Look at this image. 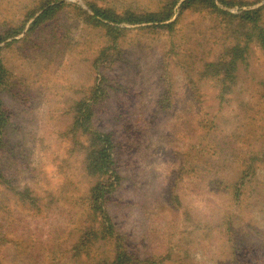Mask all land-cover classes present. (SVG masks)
Masks as SVG:
<instances>
[{
	"label": "rangeland",
	"instance_id": "1",
	"mask_svg": "<svg viewBox=\"0 0 264 264\" xmlns=\"http://www.w3.org/2000/svg\"><path fill=\"white\" fill-rule=\"evenodd\" d=\"M165 1L0 0V264H264V50L252 33L210 7L172 29L110 32L83 13ZM223 2L234 15L262 7L264 27V0ZM230 38L245 53L221 96L213 65ZM84 126L110 137L117 180L85 169Z\"/></svg>",
	"mask_w": 264,
	"mask_h": 264
},
{
	"label": "trees",
	"instance_id": "2",
	"mask_svg": "<svg viewBox=\"0 0 264 264\" xmlns=\"http://www.w3.org/2000/svg\"><path fill=\"white\" fill-rule=\"evenodd\" d=\"M219 2L222 4L229 3V2H223V0H219ZM162 4L163 5L160 8L158 7L156 10L135 14L131 12H114V10L110 8L97 6V4L93 3L90 4L91 14L88 12H83V13L85 15L86 20L88 21L92 20L94 22L93 24L103 26L107 28V30L110 32L112 30H119L120 26L118 27V25L121 24L144 25L148 29H155V28L172 29L177 22V17L179 16V13L181 14L183 13V11L191 7H197L196 10L198 11H202V9H205L202 7H210V10L212 12L217 11L220 14H224L223 16L224 28L225 26H229L228 23L229 19L237 18L239 22L248 30V32L252 33L254 38L251 39L258 42L257 44L259 45V47L262 50H264V27L262 25L260 18V12L262 10L261 9L262 7L253 10L242 11L240 14L234 15L217 8L215 4V0H181V1L166 0ZM176 6L179 9L178 14L173 20H171L175 14ZM55 7L57 6H51L47 8L38 17L42 18L45 14L52 11ZM221 19L219 20L220 23H222ZM33 22H35V20ZM122 29H124V27ZM228 30L229 32L233 33V28H229ZM14 35H16V33L12 34V36ZM229 40L231 42L225 43L224 41V44L221 49L222 51L221 58L213 65L214 66L213 72L216 75L217 81L219 83V90L221 96L229 93L231 91V88L234 86L236 80L235 73L238 67L237 66L238 64L236 63V58H240V60L243 59L245 53V50L234 51L235 49L238 48V43L236 42V40L233 39L231 40V38ZM0 41H3V36H0ZM210 64H208L207 66H210ZM2 113L4 112L1 109L0 121H2V116H3ZM79 126L82 127V124H80ZM84 131L88 132L89 140H90V144H89L90 146L86 147L88 148V154L86 156L85 169L88 171L90 170L93 173L98 172V174L100 173L101 176L106 174V172L107 173L111 172L114 174L115 180H117L118 175L115 171L112 170L111 167V165L113 164V159L111 158L109 153V149L110 147H112V142L110 140V137L107 134H102L98 131H90L86 126H84ZM95 189L96 188H92L91 200L96 202L98 198L101 202H104L105 199L102 190H98L96 192ZM95 195L97 197H95ZM90 209L92 210L91 212L92 218L93 217L96 218V216L94 215L96 209L95 206H93V202H91ZM91 222L93 221L91 220ZM103 237L105 238L104 235ZM117 243L118 242H115L116 245ZM117 247L118 249H120L118 245ZM126 257L129 256L127 254L121 256V254L118 253L116 256V262L119 264H125L130 258V257L129 258Z\"/></svg>",
	"mask_w": 264,
	"mask_h": 264
}]
</instances>
